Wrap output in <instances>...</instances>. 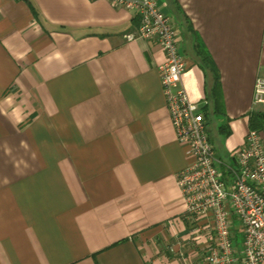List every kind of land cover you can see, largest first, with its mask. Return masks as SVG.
I'll return each instance as SVG.
<instances>
[{"label": "crops", "instance_id": "1", "mask_svg": "<svg viewBox=\"0 0 264 264\" xmlns=\"http://www.w3.org/2000/svg\"><path fill=\"white\" fill-rule=\"evenodd\" d=\"M157 7L224 172L264 114V0ZM137 20L105 0H0V264H204L205 223L176 184L188 160L160 86L164 52L124 39Z\"/></svg>", "mask_w": 264, "mask_h": 264}, {"label": "built area", "instance_id": "2", "mask_svg": "<svg viewBox=\"0 0 264 264\" xmlns=\"http://www.w3.org/2000/svg\"><path fill=\"white\" fill-rule=\"evenodd\" d=\"M105 1L138 18L136 31L124 36L127 42L154 40L164 52L160 86L176 141L188 160L176 184L186 216L205 223L204 264H264V136L249 128L234 152V165L222 172L202 107L189 100L182 85L187 65L178 51V30L157 7L158 0ZM254 82L253 103L264 110V79Z\"/></svg>", "mask_w": 264, "mask_h": 264}, {"label": "trees", "instance_id": "3", "mask_svg": "<svg viewBox=\"0 0 264 264\" xmlns=\"http://www.w3.org/2000/svg\"><path fill=\"white\" fill-rule=\"evenodd\" d=\"M204 61L207 62L208 58H204ZM212 69H213V67H212ZM219 96H220V94L218 93V91L216 89H213L211 97H212V99H213V101L217 107L219 106ZM263 119H264V114H259V115L254 116L250 121L251 123H250L249 128L252 130L253 129L257 130V131L260 130L261 124H262L261 120H263Z\"/></svg>", "mask_w": 264, "mask_h": 264}]
</instances>
